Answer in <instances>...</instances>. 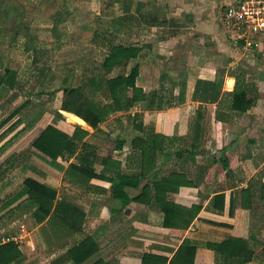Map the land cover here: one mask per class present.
<instances>
[{
    "label": "crops",
    "instance_id": "1",
    "mask_svg": "<svg viewBox=\"0 0 264 264\" xmlns=\"http://www.w3.org/2000/svg\"><path fill=\"white\" fill-rule=\"evenodd\" d=\"M235 1L118 0L124 11L120 14L121 27L117 35L120 42L117 43L134 46L138 55L124 67H114L108 73L103 70V76L94 66L89 67L88 81L94 97L88 101L97 108L112 102V98L97 99L101 92L112 97L105 81L97 86L99 78L106 80L117 76L112 74L119 69L127 70L125 74L129 75L138 67L137 86L145 93L158 92L169 102L177 100L183 92L184 102L173 106L165 104L163 109H149L147 102L137 103L129 110L114 112L94 128L82 118L81 122L79 116L63 110L62 99L55 113L49 114L53 122H48L49 116L45 114L29 122L22 121L21 133L38 128L36 137L50 124H56L70 136L75 134L77 125L87 129L90 133L85 142L95 147L98 160L94 170L98 174L105 168L103 159L112 157L121 162L122 173L139 176L137 164L129 163L128 157H131L132 139L143 137L145 132L150 136L184 138L183 145L167 140L166 153L171 156L165 158L159 153L157 163L161 168L142 178L139 188H128L127 192L136 196L146 184L160 181L171 173H186L195 186L169 192L167 200L186 207H203L192 227L179 236L151 220L161 217L160 206L132 201L123 207L119 200L109 195L113 184L110 180L92 178L87 183L71 167L77 164L76 156L59 157L58 166L51 164L49 157L36 154L32 145L35 137L25 141L24 148L19 151L22 164L17 161L14 168L0 175V193L12 192L18 177L23 179L16 192L23 188L27 179H33L54 190L57 194L55 205L74 212L76 221L54 210L41 222L30 213L29 225L20 219L13 220L9 227L15 229L0 235V241L14 237L22 253L10 264H142L146 253L172 258L185 239L196 249L194 264H225L213 245L229 240L239 222L249 227L248 233L252 236L249 242L254 257L247 264H264V199L254 197L248 202L254 208L250 210L243 207L241 197V191L248 189L252 180L259 184V174H263L264 183V47L258 42L253 54L244 56V42L237 44L230 29L224 26L222 11ZM238 76L247 84L249 110L243 114L232 113L228 121L219 120V111L229 115L228 110L219 109V103L224 93L234 91ZM6 90L9 89H1ZM198 112L204 116L199 123L195 119ZM119 139L126 141L122 148L117 146ZM193 145L200 146L196 154L189 157L186 152L182 158L175 156L181 147L192 151ZM224 148L237 154V163L217 173L214 182L209 183L206 180L209 164L214 154H222ZM13 155L7 156L5 161L16 159ZM7 177L9 179L4 181ZM258 184L254 188L256 193L261 190ZM219 194L226 196L223 212L210 209L213 198ZM233 199L235 213L230 214ZM7 200L9 197L4 202ZM16 206L28 208V211L35 209L25 196L4 211ZM85 241H88L85 249L71 254Z\"/></svg>",
    "mask_w": 264,
    "mask_h": 264
},
{
    "label": "trees",
    "instance_id": "2",
    "mask_svg": "<svg viewBox=\"0 0 264 264\" xmlns=\"http://www.w3.org/2000/svg\"><path fill=\"white\" fill-rule=\"evenodd\" d=\"M21 25V22L18 23L20 29L17 30L15 36L20 35L21 31L29 35V28L26 25L21 27ZM26 48L28 50L33 49L34 52L36 51V47L32 42H29ZM137 55L138 50L134 46L126 47L119 43H113L111 51L105 58L101 67L106 73H108L114 67H124L130 60L135 59ZM19 75V71L9 65L0 69V100L1 89L3 87L12 91L19 88ZM138 76L139 68L134 67L129 75L119 74L106 80H104V77L99 78L97 86H102L105 81L108 85V91L113 99L112 102L105 103L100 108H97L88 101V98L81 93L80 87L61 88L59 93L63 96L62 109L73 113L71 115L77 118L80 117L79 119L81 122H83V119L92 127L97 128L106 117L117 111L129 110L137 103L147 102V107L149 109H163L165 104L173 106L185 101L186 97L183 92H181V95L177 100L169 102H167L164 97L160 96L158 92L150 94L145 93L143 89L137 86ZM22 108L23 107L20 106L14 110L7 121L19 114ZM219 109L229 111V115H224L220 113V111L217 113V119L223 121H228L232 113L243 114L249 110V103L247 102V84L242 76H238L233 92L224 93V98L219 103ZM57 115H61V113L57 112ZM202 117L204 118L203 114L198 112L195 116L196 122L198 121L199 123V121L202 120ZM20 121L21 119L11 125L8 131L15 128L16 124ZM138 127L141 128L142 126ZM197 128H200V126L198 125ZM6 132L0 135V139ZM89 133L90 132L87 129L77 125L75 134L70 136L59 130L56 124H50L33 140L32 145L35 147L37 155L49 157V162L53 165L58 166L57 161L59 157L71 158L76 156L77 164H72L71 167L79 173L87 183L90 182L92 178L110 180L113 184L110 188L109 195L112 198L119 200L123 207L127 206L132 201L160 206L162 212L161 217L156 220L152 218L151 220L155 221L157 224H162L164 227L170 228L179 236H183L185 232L192 227L195 219L199 216V213L203 208L201 205L186 207L167 200V194L169 192H177L183 186H195V183L189 179V176L186 173H171L160 181L151 182L150 185L146 184L143 190L136 196H130L127 189L139 188L142 178H146L152 170L161 168L157 163L159 153L164 154L165 158L171 156L166 153L169 146L166 142L167 140L171 143L179 141V143L183 145L184 138H167L162 135L150 136L149 133L146 132L143 137H134L130 146L131 152L129 151V156L131 157H128V162L137 164L136 168L138 169L139 176H130L122 173L121 162L112 157H106L103 159L105 168L101 174L95 172L94 165L98 160V155L95 147L85 142V138ZM125 142L126 141L119 139L117 146L122 148ZM7 146L8 144L3 145V149ZM199 147L200 146L198 145H193L191 147L193 149L192 151L181 147L175 152V156H177V158H182L187 152L190 157V155L196 154ZM195 149L196 151L194 153ZM222 152V154L214 152L215 154L209 164L208 176L206 179L209 183L214 182L217 173L221 174L222 171L237 163L236 153L231 154L226 148H224ZM6 162L8 161L6 160ZM13 164L14 165L11 166L12 168L16 166V163ZM107 173H109L110 176H108ZM259 176V184L252 180L248 189L241 191L242 205L246 209H254L253 205L248 204V202L253 200L254 197L259 196V198L264 199V183L262 182L263 174H259ZM257 184L261 188L260 193L255 192L254 188ZM25 196H27V200L32 203L31 208L35 207L33 216L36 218L37 222L44 220L53 212V210L58 212L61 211L60 213H65L64 215L66 218L76 221V216L73 214L74 212L72 213L69 209L60 208V210L59 207L55 205L57 194L54 190L33 179H27L23 188L15 194L10 195L9 200L3 203L0 210H6L7 207L18 202ZM225 202L226 196L224 194L216 195L211 202L210 209L216 212H223L225 210ZM234 202V199L230 202V214L235 213ZM19 206H16L14 209H18ZM248 232L249 227L247 225L244 226L242 222H239L235 227L233 236H231L229 240L219 245H213V249L222 255L225 264H247L253 260L254 250L250 247L249 242L252 236H250ZM88 241H85L83 244L73 249L71 254L75 255L78 251L85 249ZM195 251L196 249L191 245L190 241L185 239L172 258L146 253L142 264H194ZM21 256L22 253L19 250L17 243L14 241L5 242L0 245L2 264H10ZM88 256H90V254Z\"/></svg>",
    "mask_w": 264,
    "mask_h": 264
},
{
    "label": "rangeland",
    "instance_id": "3",
    "mask_svg": "<svg viewBox=\"0 0 264 264\" xmlns=\"http://www.w3.org/2000/svg\"><path fill=\"white\" fill-rule=\"evenodd\" d=\"M123 11L118 0H0V69L9 65L20 74L19 88L1 92L0 135L21 119L0 139V175L5 174L13 163H21L19 151L24 148L25 141H32L39 133L36 128L22 134V121L29 122L40 114L49 116L48 122L51 121L49 114H54L62 102L61 88L80 87L83 95L93 99L88 81L89 67L94 66L103 76L101 65L105 56L110 53L113 43L120 42L117 35ZM20 22L21 27L29 28V35L21 31L15 36ZM29 42L36 47L35 52L26 48ZM125 71L119 69L112 75L125 74ZM96 97L101 101L112 98L104 92ZM20 106L23 107L21 112L7 121ZM10 141L8 148L3 149ZM12 154L16 159L6 162ZM7 179L9 177L4 181ZM22 179L18 177L12 192L0 193V207L19 189ZM28 210L22 207L3 210L0 235L15 229L9 227L13 220L20 219L29 225L34 210Z\"/></svg>",
    "mask_w": 264,
    "mask_h": 264
},
{
    "label": "built area",
    "instance_id": "4",
    "mask_svg": "<svg viewBox=\"0 0 264 264\" xmlns=\"http://www.w3.org/2000/svg\"><path fill=\"white\" fill-rule=\"evenodd\" d=\"M222 21L230 29V35L237 44L239 41L244 42V56L250 57L258 42L264 47V0H237L230 3L222 11ZM14 240V237L4 238L0 245Z\"/></svg>",
    "mask_w": 264,
    "mask_h": 264
}]
</instances>
